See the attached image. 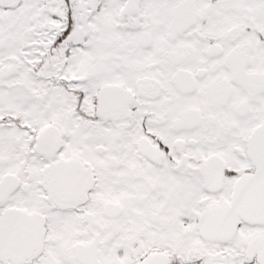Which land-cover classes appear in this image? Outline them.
Masks as SVG:
<instances>
[{"label":"snow or ice","instance_id":"obj_1","mask_svg":"<svg viewBox=\"0 0 264 264\" xmlns=\"http://www.w3.org/2000/svg\"><path fill=\"white\" fill-rule=\"evenodd\" d=\"M0 264H264V0H0Z\"/></svg>","mask_w":264,"mask_h":264}]
</instances>
